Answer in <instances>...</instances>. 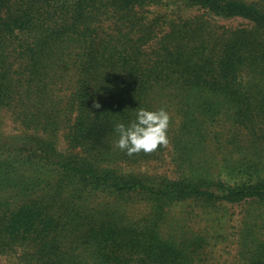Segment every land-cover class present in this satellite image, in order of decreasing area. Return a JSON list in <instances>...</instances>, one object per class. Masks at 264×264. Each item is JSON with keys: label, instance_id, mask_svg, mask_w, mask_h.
Wrapping results in <instances>:
<instances>
[{"label": "trees", "instance_id": "obj_1", "mask_svg": "<svg viewBox=\"0 0 264 264\" xmlns=\"http://www.w3.org/2000/svg\"><path fill=\"white\" fill-rule=\"evenodd\" d=\"M138 107L170 117L149 154L115 145ZM4 110L0 257L207 264L245 205L236 264H264V0H0Z\"/></svg>", "mask_w": 264, "mask_h": 264}, {"label": "rangeland", "instance_id": "obj_2", "mask_svg": "<svg viewBox=\"0 0 264 264\" xmlns=\"http://www.w3.org/2000/svg\"><path fill=\"white\" fill-rule=\"evenodd\" d=\"M218 21L221 24L227 25V26H240V25H245L247 21L240 19V18H235V19H221L218 18ZM11 114L7 112L6 110L0 112V129L1 131L6 134V135H16L20 134L22 132L21 127L17 123H15L11 118ZM63 145V144H62ZM171 158L167 155L166 156V161L164 164L158 166L156 164H151L149 165V168L145 169L149 170L150 172H160V173H168V175H173L174 172V167L172 166ZM228 175L226 174L224 176L225 180L228 179ZM246 206L245 205H235V206H230V216L228 217L227 224L224 226V231L228 236V239L225 242H219L215 248H209L206 251V257L208 259L207 264H236V256L238 254V246L237 242L238 239L242 236V233L240 232L241 228V222L243 220V216L247 214L246 212ZM245 208V210H244ZM244 210V213L242 215V211ZM264 211V209H261ZM146 211V208H144L142 205L136 206V208L133 209V212L136 214L138 213H143ZM249 223L251 226L254 225V223L249 220ZM206 225V222H200V220L192 221L191 222V228L194 229L195 231H200V230H205L207 236L209 238H212L216 236L215 232L216 229L214 230H209V228ZM257 228L255 229V231ZM252 240V239H250ZM0 264H21L19 263V259L15 255H2L0 257Z\"/></svg>", "mask_w": 264, "mask_h": 264}, {"label": "clouds", "instance_id": "obj_3", "mask_svg": "<svg viewBox=\"0 0 264 264\" xmlns=\"http://www.w3.org/2000/svg\"><path fill=\"white\" fill-rule=\"evenodd\" d=\"M169 121V114L163 109L154 111L138 107L134 119L116 124L118 139L115 145L128 154L152 153L167 144Z\"/></svg>", "mask_w": 264, "mask_h": 264}]
</instances>
